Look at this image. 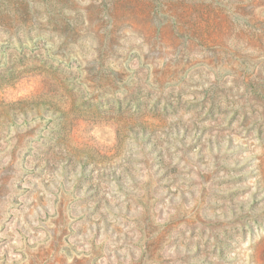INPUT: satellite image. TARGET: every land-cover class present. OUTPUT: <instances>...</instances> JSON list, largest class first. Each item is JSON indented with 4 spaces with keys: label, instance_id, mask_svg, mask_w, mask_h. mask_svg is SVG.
Listing matches in <instances>:
<instances>
[{
    "label": "rangeland",
    "instance_id": "obj_1",
    "mask_svg": "<svg viewBox=\"0 0 264 264\" xmlns=\"http://www.w3.org/2000/svg\"><path fill=\"white\" fill-rule=\"evenodd\" d=\"M0 264H264V0H0Z\"/></svg>",
    "mask_w": 264,
    "mask_h": 264
}]
</instances>
